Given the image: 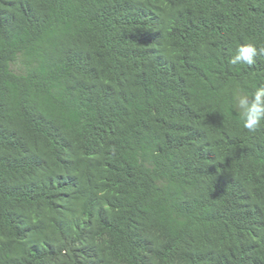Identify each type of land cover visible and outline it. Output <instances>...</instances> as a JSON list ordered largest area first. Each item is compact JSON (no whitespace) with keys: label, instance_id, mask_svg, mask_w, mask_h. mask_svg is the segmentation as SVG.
Masks as SVG:
<instances>
[{"label":"trees","instance_id":"16d2710c","mask_svg":"<svg viewBox=\"0 0 264 264\" xmlns=\"http://www.w3.org/2000/svg\"><path fill=\"white\" fill-rule=\"evenodd\" d=\"M264 0H0V264H264Z\"/></svg>","mask_w":264,"mask_h":264},{"label":"clouds","instance_id":"9594fccd","mask_svg":"<svg viewBox=\"0 0 264 264\" xmlns=\"http://www.w3.org/2000/svg\"><path fill=\"white\" fill-rule=\"evenodd\" d=\"M257 57H264V46L258 48L255 44L248 43L237 47L229 63L252 66ZM231 96L232 108L237 111L243 128L255 132L264 122V85L256 88L254 93L245 92L237 86L232 90Z\"/></svg>","mask_w":264,"mask_h":264}]
</instances>
